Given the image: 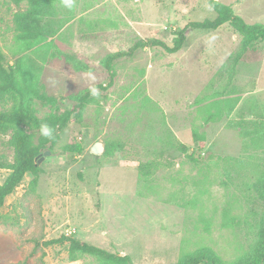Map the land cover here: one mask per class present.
Segmentation results:
<instances>
[{
  "label": "rangeland",
  "instance_id": "rangeland-1",
  "mask_svg": "<svg viewBox=\"0 0 264 264\" xmlns=\"http://www.w3.org/2000/svg\"><path fill=\"white\" fill-rule=\"evenodd\" d=\"M214 2L264 26V0H40L22 40L14 15L27 4L0 0V82L14 85L0 109L65 115L104 86L53 129L43 172L34 183L27 173L0 208V264H106L68 242L46 245L62 235L134 264H180L201 251L219 264L249 261L264 209V40L246 41L229 23L186 28L214 19ZM182 29L177 52L148 46L117 58L109 85V56L151 38L173 46L171 31ZM40 129L25 128L33 144L49 138ZM11 134L0 133V162L13 161ZM105 141L114 154H94ZM9 172L0 168V183Z\"/></svg>",
  "mask_w": 264,
  "mask_h": 264
},
{
  "label": "trees",
  "instance_id": "trees-1",
  "mask_svg": "<svg viewBox=\"0 0 264 264\" xmlns=\"http://www.w3.org/2000/svg\"><path fill=\"white\" fill-rule=\"evenodd\" d=\"M17 6H21L26 3L28 11H17L14 15V21L19 33V37L23 40L29 38L32 35L33 28L31 26L32 13L39 5L40 0H10ZM213 7L216 10V17L214 19H206L204 21H192L189 22L186 28H196L205 30H214L222 25L229 23L237 32L244 36L246 41H253L258 39L264 40V26L263 25H248L245 20L234 14L232 8L228 5L221 3H213ZM174 34V45L169 46L162 40L151 38L148 40H142L137 42L134 47L128 52H119L108 57L106 67L110 74V83L114 80L113 63L117 58L125 55H131L135 50L139 48H145L148 46H161L168 52L179 51L186 39L185 29L172 30ZM6 57L0 48V75L6 71ZM13 85L12 79L8 83L0 82V94L9 90ZM104 86L98 85L92 87L86 91L78 100L77 103L72 105V108L65 114L60 116H53L47 118H38L31 111L20 107L13 109H0V133H7L12 130L11 139L9 140L11 146L14 148L13 161H1L0 168H7L10 170L5 180L0 183V208L4 206L6 198L14 193L18 186H20L27 173H32L34 183L40 173L43 172V168L38 165L37 157L42 153L43 147L50 142L51 146L49 150L53 151L57 142V135L53 134L51 137L33 144L32 135L25 131L26 127H41L43 124L49 125L52 129L60 127L64 129L71 121V117L76 119L80 117V114L86 104L89 102L93 95V89L102 88ZM105 156H112L114 154V144L111 141L104 142ZM183 150L185 149L182 148ZM67 151L81 152L82 148L78 145H69L65 148ZM264 207V201H263ZM261 227L257 233V239L253 246L251 257L246 264H264V209L261 214L260 220ZM69 243L70 253L83 252L98 257L106 264H134L129 255L121 256L119 254L112 253L107 249H103L96 245L90 244L79 239L62 235L59 239L46 242V245H52L55 243ZM180 264H219L217 259L211 254L201 251L195 253Z\"/></svg>",
  "mask_w": 264,
  "mask_h": 264
},
{
  "label": "water",
  "instance_id": "water-1",
  "mask_svg": "<svg viewBox=\"0 0 264 264\" xmlns=\"http://www.w3.org/2000/svg\"><path fill=\"white\" fill-rule=\"evenodd\" d=\"M92 151H93L94 154H97V155L104 153V151H105L104 143H102V142H96L93 145V147H92ZM51 153H52L51 150H47V151L41 153L37 157V159L39 160L38 161V165H41L42 161L46 158V156L51 155Z\"/></svg>",
  "mask_w": 264,
  "mask_h": 264
},
{
  "label": "clouds",
  "instance_id": "clouds-1",
  "mask_svg": "<svg viewBox=\"0 0 264 264\" xmlns=\"http://www.w3.org/2000/svg\"><path fill=\"white\" fill-rule=\"evenodd\" d=\"M67 6L70 7L71 4L68 3ZM93 95H98V92L95 89H93ZM40 131H41L42 135L45 137H51L53 135V129L47 124H43L41 126Z\"/></svg>",
  "mask_w": 264,
  "mask_h": 264
},
{
  "label": "built area",
  "instance_id": "built-area-1",
  "mask_svg": "<svg viewBox=\"0 0 264 264\" xmlns=\"http://www.w3.org/2000/svg\"><path fill=\"white\" fill-rule=\"evenodd\" d=\"M76 230L74 229L73 231H70V233H72V232H75Z\"/></svg>",
  "mask_w": 264,
  "mask_h": 264
}]
</instances>
